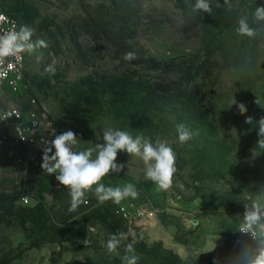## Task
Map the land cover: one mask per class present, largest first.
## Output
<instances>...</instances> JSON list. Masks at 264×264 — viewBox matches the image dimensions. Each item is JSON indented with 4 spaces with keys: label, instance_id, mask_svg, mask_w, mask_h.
I'll return each mask as SVG.
<instances>
[{
    "label": "rangeland",
    "instance_id": "374dc122",
    "mask_svg": "<svg viewBox=\"0 0 264 264\" xmlns=\"http://www.w3.org/2000/svg\"><path fill=\"white\" fill-rule=\"evenodd\" d=\"M195 2L0 0V10L35 29L34 40L49 43L26 53L22 91L0 83V108L37 97L60 122L61 134L65 124L76 134V151L103 143L109 127L166 141L177 169L169 190L158 191L145 178L142 160L126 152L117 154L123 171L102 183H132L139 192L134 200L146 207L160 195L195 205L189 216L164 219L177 223V236L188 247L181 253L146 234L153 227L149 219H126L117 204L100 203L94 190L75 211H69V189L60 184L33 204L30 189L0 190V264H123L132 237L119 255L108 253L106 242L129 229L136 233L137 264H246L245 252L255 253L258 246L239 236L237 224L254 204L264 210V149L257 145V126L245 123L248 116H264V22L253 15L264 0H231V10L223 0L219 8L210 0L211 14L194 11ZM243 16L255 38L236 33ZM130 51L136 58L125 60ZM53 59L58 63L50 75L44 70ZM234 98L246 113L232 105ZM180 123L194 133L185 143L178 138ZM213 220L231 234L215 248L208 238L216 230Z\"/></svg>",
    "mask_w": 264,
    "mask_h": 264
},
{
    "label": "clouds",
    "instance_id": "9594fccd",
    "mask_svg": "<svg viewBox=\"0 0 264 264\" xmlns=\"http://www.w3.org/2000/svg\"><path fill=\"white\" fill-rule=\"evenodd\" d=\"M221 6L217 0L216 7ZM223 6L231 10V0H223ZM193 10L211 14L210 0H196ZM253 15L258 22H264V6H257ZM235 31L238 35L248 38H255L257 35L256 30L250 26L247 16L238 20ZM34 34L35 29L27 25H21L18 29L0 34V64H3L5 60L19 61L23 58L22 54L24 53L32 55L49 47V43L43 38L34 40ZM41 58V55L36 56L37 61ZM135 58L136 54L131 51L124 55L125 60L130 61ZM57 63L58 61L53 59L44 71L55 75ZM256 102L259 103L258 99ZM234 104L237 105L240 114L246 113L247 108L244 103H237L234 98L232 105ZM245 123L257 126L259 137L257 145L264 149V116L260 117L258 121H254L253 117L248 116ZM177 133L181 143L189 141L194 135L183 123L177 125ZM102 139L103 143H97L94 148L89 147L82 151L74 150L80 140L71 130L55 135L54 139L45 142L41 168L49 175L55 174L59 184L69 189V211H75L81 204L87 203L85 195L93 190L100 203L112 201L119 205L128 198L133 200L138 198L139 192L132 183L122 187H106L102 183L104 177L109 173L118 174L123 171L125 165L116 162L118 152H126L131 157H138L142 160L145 166V178L152 181L158 191H167L172 187L177 170L176 156L166 141L157 138L153 143L142 135L133 137L128 131L110 127L103 129ZM94 152L96 153L95 158H93ZM24 202H28L26 198H24ZM262 216H264V210L259 204H254L252 210L245 211L244 223L241 225L240 232H251L252 236L256 237L257 232L254 230V226H259V236L264 237ZM129 237H132V242L125 245V255L121 259L123 264H137L139 257L135 255L134 248L136 233L132 229H129L128 232L110 235L106 242V249L110 254L119 255L118 249L121 243L127 241ZM245 258L246 264H264V240H261L254 254L245 252Z\"/></svg>",
    "mask_w": 264,
    "mask_h": 264
},
{
    "label": "crops",
    "instance_id": "0c3cea01",
    "mask_svg": "<svg viewBox=\"0 0 264 264\" xmlns=\"http://www.w3.org/2000/svg\"><path fill=\"white\" fill-rule=\"evenodd\" d=\"M8 106V105H7ZM2 108V107H1ZM57 127L60 122L55 120ZM68 131L69 126L64 125ZM67 126V127H66ZM62 128V127H61ZM61 128L58 127L59 134ZM63 129V128H62ZM13 149L17 155L24 158L34 157L38 164L32 161L25 163H18L7 155V150ZM44 146L41 143L35 145H22L13 140L12 136H7L6 139H0V190L4 192H27L30 189V203L33 204L39 200L40 193L48 190L51 187L59 185L55 178V174H47L41 168L42 156ZM157 201L152 203V208L157 209L156 217L149 219L148 222L153 226L148 228L145 232L148 236L162 240L163 243L171 248L183 253L187 251V244L181 240L178 234L177 223L164 220L168 218H177L175 215L185 213L191 215V209L195 206L193 202H187L177 195L175 197H168L167 195H160ZM156 202V203H155ZM187 216V218H188ZM181 219V217H178ZM189 219V218H188ZM194 220V219H192ZM240 220V219H239ZM195 222V221H194ZM213 225L216 230L210 234V247L215 248L225 244L229 241L231 234L222 231V227L218 226L217 221L213 220ZM240 236V235H239ZM242 238V237H241ZM260 243H256L259 246Z\"/></svg>",
    "mask_w": 264,
    "mask_h": 264
},
{
    "label": "built area",
    "instance_id": "2783aa9c",
    "mask_svg": "<svg viewBox=\"0 0 264 264\" xmlns=\"http://www.w3.org/2000/svg\"><path fill=\"white\" fill-rule=\"evenodd\" d=\"M19 26L21 24L13 15L0 10V34L18 29ZM22 57L19 61L5 60L3 64H0V83L8 85L10 90L14 92H20L24 87L23 67L26 53L22 54ZM10 63L11 66H9ZM9 135L19 144L35 145L41 143L45 147V142L51 141L55 135H59V130L55 118L49 113L45 104L37 97L30 96L25 102L0 108V139H6ZM7 155L18 163L32 161L38 164L34 157L24 158L17 155L13 149H8ZM24 198L27 199V197ZM116 211L126 219L133 221L144 217L151 218L157 213V209L146 207L135 200L119 204ZM245 211H243L237 224L238 234L243 239L260 243L264 237L259 236V226H254V230L257 232L256 237H253L251 232H240L241 225L244 223ZM261 222L264 223V216L261 217Z\"/></svg>",
    "mask_w": 264,
    "mask_h": 264
},
{
    "label": "trees",
    "instance_id": "16d2710c",
    "mask_svg": "<svg viewBox=\"0 0 264 264\" xmlns=\"http://www.w3.org/2000/svg\"><path fill=\"white\" fill-rule=\"evenodd\" d=\"M150 62V61H149Z\"/></svg>",
    "mask_w": 264,
    "mask_h": 264
}]
</instances>
